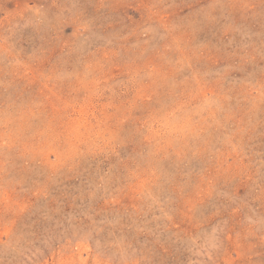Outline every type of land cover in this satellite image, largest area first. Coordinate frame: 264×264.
Segmentation results:
<instances>
[{
	"label": "rangeland",
	"instance_id": "1",
	"mask_svg": "<svg viewBox=\"0 0 264 264\" xmlns=\"http://www.w3.org/2000/svg\"><path fill=\"white\" fill-rule=\"evenodd\" d=\"M0 264H264V0H0Z\"/></svg>",
	"mask_w": 264,
	"mask_h": 264
}]
</instances>
